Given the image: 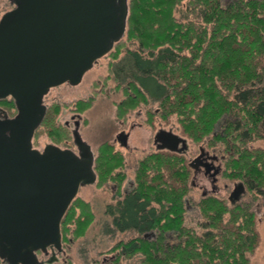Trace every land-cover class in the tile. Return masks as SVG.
<instances>
[{
	"label": "trees",
	"instance_id": "1",
	"mask_svg": "<svg viewBox=\"0 0 264 264\" xmlns=\"http://www.w3.org/2000/svg\"><path fill=\"white\" fill-rule=\"evenodd\" d=\"M183 3L186 14L178 17ZM124 37L110 52L119 60L109 69L120 80L118 86L125 82L126 98L118 103L117 115L125 118L141 105L158 102L156 108L146 109L148 125L176 115L182 132L194 143L208 138L210 145L224 142L232 153L223 176L246 182L256 193L264 191V149L239 144L240 131L236 136L231 119L223 133H215L220 119L236 115L250 140L262 135L264 0H231L226 5L222 0H129ZM125 41L138 47L126 48L120 58ZM92 102V97L79 100L76 110L85 111ZM0 103L15 109L11 98ZM62 109L59 102L48 107L34 137L45 126L56 144H67L71 130L56 121ZM124 165V154L114 144L99 145L97 186L114 181L119 191L117 201L107 205L112 222H105L103 229L110 236L116 231L138 234L115 248L124 244L128 257L141 255L139 264H249L248 254L258 245L259 234L255 213L247 204L230 206L227 199L211 194L198 202L208 230L200 237L185 224L192 169L184 153L155 150L144 155L127 192L121 190ZM94 219L90 203L76 197L61 222L63 243L86 234ZM150 230L155 235L145 238ZM169 232L178 242L166 249ZM159 250L162 254L156 253Z\"/></svg>",
	"mask_w": 264,
	"mask_h": 264
},
{
	"label": "water",
	"instance_id": "2",
	"mask_svg": "<svg viewBox=\"0 0 264 264\" xmlns=\"http://www.w3.org/2000/svg\"><path fill=\"white\" fill-rule=\"evenodd\" d=\"M0 18V100L17 113H0V257L36 264L38 250L61 249V222L82 185L95 183V153L73 130L78 151L33 138L48 106L45 96L63 83L79 84L127 29L129 0H12ZM158 149L181 152L187 139L159 129ZM181 143V150L178 145ZM198 156L189 162L194 167ZM246 191L238 182L229 199Z\"/></svg>",
	"mask_w": 264,
	"mask_h": 264
},
{
	"label": "rangeland",
	"instance_id": "3",
	"mask_svg": "<svg viewBox=\"0 0 264 264\" xmlns=\"http://www.w3.org/2000/svg\"><path fill=\"white\" fill-rule=\"evenodd\" d=\"M230 1L222 0V4L226 5ZM13 6L12 0H0V18L4 12ZM180 8L176 11L178 17L181 14H186V4L183 3ZM124 40H126L125 37ZM128 47L136 49L138 45L131 41H125V45L119 56L120 58L125 54ZM118 60L114 58L113 54L109 53L95 62L94 66L85 73L79 84L63 83L53 87L45 96L44 101L48 107L55 102L63 105L62 112L57 116V123L68 125L72 134L76 122H78L81 137L92 147L96 155L99 145L104 141L113 142L116 149L123 152L125 157L123 170L126 173L123 187L126 188V186L131 187L133 184L139 160L147 153L156 150L153 139L155 133L160 128L173 131L185 139L187 136L182 132L176 115H172L168 121L156 118L154 126L146 123V109L148 107L156 108L159 104L158 102L141 105L137 109L130 111L125 118H120L117 115V104L126 96V92L124 91L125 82H123V85L118 86L120 80L114 77L109 67L111 63L114 62L115 64ZM89 97L93 98L91 106L85 111H77L76 102ZM13 111L11 110L10 112L9 110L10 114ZM224 118L233 119V117L228 115H225ZM122 127L125 128V132L130 133L128 139L129 147L127 148H124L115 139V136ZM38 132L39 134L33 139V144L36 148L43 149L49 143L56 144V141L48 135V130L45 126H41ZM71 138L67 144L61 143L58 145L61 147L68 145L67 147L76 150L77 147L74 144L73 134ZM199 144L188 139V148L184 152L188 160L198 153ZM200 145L205 146V142H202ZM248 146L264 149V133L260 137L254 136ZM212 149H217V153L219 154L223 153V145L221 144H216L215 148ZM192 178L193 175L190 183L191 189L187 197L185 224L188 228H192L196 235L201 237L208 230V227L204 226L206 219L202 216L198 207V202L202 198L200 185L207 182L209 189H211V186L209 181L204 180L200 176L195 179L193 178V180ZM240 181L239 179L231 180L226 176H221L217 182L218 190L211 194L227 199L228 204L231 206L228 196L230 191L234 189V182L238 183ZM123 187L122 192H124L123 189L125 190ZM118 193L119 191H117V185L114 181H109L102 187L97 186V181L80 187L77 197L90 203L95 219L86 234L78 237V239L69 245L65 243L69 247L65 254L73 258L77 264H84V260H81V255H93L95 258H101V254L109 253L117 241H127L130 238L138 236L134 231H116L110 236L103 229L105 222H112V216L106 214V209L108 204L117 201ZM238 202L240 204H247L254 211L256 218L255 227L259 234L258 245L253 253L248 254L250 258L249 264H264V191L256 193L247 187L246 193L242 195ZM171 239L173 242H178V238L175 235ZM83 247L85 248L83 249ZM141 258L142 256H137L133 260L126 261L125 264H139Z\"/></svg>",
	"mask_w": 264,
	"mask_h": 264
},
{
	"label": "flooded vegetation",
	"instance_id": "4",
	"mask_svg": "<svg viewBox=\"0 0 264 264\" xmlns=\"http://www.w3.org/2000/svg\"><path fill=\"white\" fill-rule=\"evenodd\" d=\"M125 98H126V96H125ZM125 98H123V99H125ZM122 100L120 102H122ZM120 102H118V103H120ZM11 110H14L12 112V114H10ZM11 110L9 112V110H7L5 107H3V104L0 103V113L2 114L1 116L7 115L9 117H12V116H14L17 113L16 107H15V109L12 108ZM231 122L233 124V128L236 129V132H235L236 136H238V133H237L238 129L240 131L239 144H242L243 146H248L249 143H250V139H249V136H248L249 134L247 133L246 129H244L243 127L240 128L241 125H240V122L238 120V116L235 115L233 117V119H231ZM261 126H262L261 127V132L263 134L264 133L263 132L264 131V125L262 124ZM226 127H227V118L223 117L218 122V125H217V127L215 129V133L217 131H222V133H223V131L225 130ZM160 129H164V128H160ZM124 130H125V128L122 127L119 130V132L117 133V135L115 136V139L124 148H127V147H129L128 139L130 137V133L129 132H125ZM209 139L210 138L205 139L203 141V143L205 142V146L206 147L208 146V147L206 148L205 146H201L200 145L202 143L201 142L199 144L198 153L192 159L189 160V162H190L194 158H196L198 156H201L198 159V161L195 162L194 167L191 168V169H192V175H193L194 179L200 176L204 180L209 181V184L211 186V189H209V187L207 185V182H204V183H202L200 185L202 197L211 195L212 192H214V191L216 192L218 190L217 182H218L219 178L221 176H223L224 163L227 160L228 156L232 153V150H228L227 149V145L224 142H222V141H217L216 144L223 145V150H222L223 153H221V154L217 153L218 152L217 149H214V150L212 149V148H215L216 144L215 145H210L209 144ZM153 142H154V139H153ZM111 143L114 144L113 142H111ZM154 144L156 146V150H168V149H158L157 148V143L154 142ZM181 146H182L181 143H179V145L177 147L178 150H181V148H182ZM63 148H65V147H63ZM73 150H75V149H73ZM185 150H187V149H185ZM185 150H182L181 152H178V151H172V152L184 153ZM75 151H78V148ZM169 151H171V150H169ZM95 157H96V155H95ZM193 178H192V180H193ZM240 182H243V181H240ZM243 183H245V186L247 188L248 187L247 183L246 182H243ZM236 184L237 183L234 182V186ZM116 185H117V183H116ZM133 185H134V182L131 185V187L130 186L129 187L126 186V188H125V187H123L124 185H122V187L125 188V190L123 189V191L124 192L130 191L132 189ZM117 189H118V185H117ZM121 190H122V188H121ZM231 191H230V194H231ZM245 193H246V191H245ZM230 194H229V196H230ZM212 195H214V194H212ZM229 196H228V200L231 203V201L229 199ZM154 235H155V232L151 231L150 233H148V232L145 233L144 237L145 238H150L151 236H154ZM173 235H174L173 232L167 233V239H166V242H165L166 243L165 247H167L166 249H170V247L175 244V242H173L172 239H171ZM127 241L125 240L124 243H126ZM121 242H122V240L117 241L112 246V249H111V251L109 253L107 252V253L101 254V258H95L93 255H90V256L89 255H81V260L82 261L84 260L83 261L84 264H125L126 261L133 260L134 258H137V256L141 257V255H138L137 253L134 254L131 257H128L127 256V250L125 249L124 244H122L118 248H115L117 246V244H119ZM68 245L64 244L63 241H62V246H61L60 250L55 248V247H48L47 250H45V251L38 250L36 252L37 260H38L36 264H77L73 260V258L69 257L68 254H65L68 251V248H69ZM84 248L85 247H83V249ZM156 253L157 254H162V251L159 250ZM0 264H10V263L7 260H5V259L0 257Z\"/></svg>",
	"mask_w": 264,
	"mask_h": 264
}]
</instances>
